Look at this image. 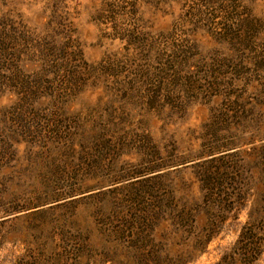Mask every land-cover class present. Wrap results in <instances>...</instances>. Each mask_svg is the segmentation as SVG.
<instances>
[{"label": "rangeland", "instance_id": "1", "mask_svg": "<svg viewBox=\"0 0 264 264\" xmlns=\"http://www.w3.org/2000/svg\"><path fill=\"white\" fill-rule=\"evenodd\" d=\"M202 1L0 0V264H242L264 222V0L228 22ZM219 166L246 193L207 210L197 174Z\"/></svg>", "mask_w": 264, "mask_h": 264}, {"label": "trees", "instance_id": "2", "mask_svg": "<svg viewBox=\"0 0 264 264\" xmlns=\"http://www.w3.org/2000/svg\"><path fill=\"white\" fill-rule=\"evenodd\" d=\"M202 3L204 4V7H210L211 8V6H215L217 8V9H215L217 12L224 14V20L226 22L231 21V20H238V16L237 15L234 16L235 12L238 10V6L231 4L232 2L230 0H203ZM202 13L203 12H199V14L195 15V16H200ZM239 22H241L243 24L242 21H239ZM236 26H239V25H236ZM240 27H242V29L239 31L240 33L238 32V34L236 35V34H234V30L231 27L222 25L221 27H218V29L221 30V32L219 34H215V35H218V36L220 35V37L223 36L222 40H230L232 42L239 41L238 44L242 45V47H243L244 45H246V43L251 42V40H253L254 37H252L249 34V32H247L246 33L247 35L245 36V33H244L245 26L240 25ZM250 32H251V30H250ZM244 42H246V43L244 44ZM68 57H69V54L64 53L63 58L59 59V61H61L64 64L65 70H66L65 65L68 67V69L70 68V70H73L74 66L73 67L71 66L72 63L70 61V58H68ZM50 62L53 63L54 61L50 60ZM167 70H169V69H165V71H167ZM67 74H69V71H67ZM255 160H256L257 166L259 167V170H260L259 176L261 177L258 182H262V188H263V189L259 190L258 197H259V201L261 203H263V205H264V153L258 152L257 155L255 156ZM231 170H232L231 167L229 168L227 166H223V167L219 166L217 168H215V167L208 168V169H206L202 172H199L197 174V177L199 180V185H200V190L203 193L205 203L207 204L206 205L208 208L207 210H210L211 207H216V206H219L220 208H222V206H225V204L231 203V201H234V200H236V202L244 200L246 188L244 187L245 189H243V187L242 188L235 187V185H237V182H235V180L238 177L234 173V178H230V175H231L230 171ZM71 186H72V184L70 185V187ZM69 189H71L70 193H72V192L75 193L74 191H76L75 187H71ZM67 192L64 195H66ZM260 193H262V194H260ZM11 211L18 212L19 210L17 211V210L12 209ZM4 213H8V211L4 212ZM262 223L263 224H262L261 229H262L263 233L257 234L255 227H253L254 222L253 223L248 222L245 225L244 231L236 243V246L234 248L236 252L233 253L232 255L239 257V260L242 262V264L245 263L246 257H248L249 259L250 258L255 259L256 256L260 253V250L264 245V226H263L264 222H262ZM96 226H97L100 234L104 235V236H105V233L111 232L113 229L116 230L115 232L118 231V228L117 229L114 228L113 222H111V218L104 217V220H102V222L97 223ZM213 228H214V226H211V229H213ZM211 229L210 230L207 229V232L209 233L211 231ZM124 230H125V228L120 229L121 232H123ZM198 239L199 238H196V240H198ZM196 240H195V243H197V244L200 243ZM208 240L209 239H205L200 245L204 246V244H206V241H208ZM72 248H73L72 250L74 251L75 247H72ZM86 249H87V245L83 244L80 247V249H77V253L75 255L73 253H71L70 256L74 257V260H75L76 259L75 256L76 255L78 256L79 254L85 252ZM200 249H199V251H200ZM61 254L62 253L56 254L55 251L53 253L48 252L47 254L41 253V256L37 259V261H40L41 263L44 262L45 264H66L68 262L66 260L67 257L63 256ZM231 257H233V256H231ZM143 258H144V256H143ZM69 260L72 261L73 259L71 258ZM232 260H236V259L234 258ZM225 261L226 260L224 258V260L222 262H225ZM63 262H65V263H63ZM167 264H174V263L172 262V263H167Z\"/></svg>", "mask_w": 264, "mask_h": 264}]
</instances>
